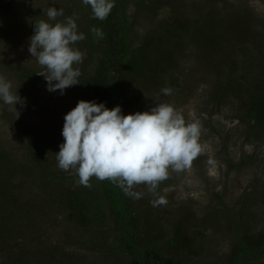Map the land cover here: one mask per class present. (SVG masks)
<instances>
[{"label": "rangeland", "instance_id": "obj_1", "mask_svg": "<svg viewBox=\"0 0 264 264\" xmlns=\"http://www.w3.org/2000/svg\"><path fill=\"white\" fill-rule=\"evenodd\" d=\"M78 1L81 0H0V76L11 83L13 94L25 100L23 107L16 104L17 111L0 100V185L17 204L33 201V216L38 217L33 225L26 227L29 221L20 216L14 221L27 235L45 228L49 242H61L58 248L72 255L73 264L75 260L83 264H118V254L109 257L105 251L84 246L81 240L90 234L75 227L67 210L53 199L55 192L73 179L64 177L60 182L39 173L29 177L16 169L18 163L30 162L28 144L33 137L50 170L63 176L75 173L58 167L56 153L64 142V117L82 100V95L70 87L63 94L60 90L49 91L47 85L26 81L22 73L46 72L28 49L34 23L47 19L49 7L63 9L64 15L57 21L73 16L78 33L86 38L89 12ZM169 1L173 4L158 5L155 14L129 6L130 39L135 46L149 35L164 33L167 22L177 17L193 23L190 32L167 40V51L176 53L167 58L163 78L131 83L140 93L137 104L141 107L130 113L149 111L160 102L172 105L186 123L199 124V143L204 152L193 160L190 169L170 170L168 179L158 186L167 205L153 207L154 197L146 185L134 188L143 193L136 201L150 234L159 228L168 233L182 223L188 234L195 236L198 232L195 247L202 249L198 264H227L239 229L246 225L253 229L264 227V138L248 140L246 135L249 101L257 85H264V0ZM205 20L213 21L215 28L209 33L217 41V54L202 50ZM235 25L241 29L239 32ZM153 44L159 48L157 40ZM73 47L84 54L79 64L82 69L95 64L96 54L84 40ZM165 87L171 89L170 95L162 93ZM210 159L214 163H209ZM39 208L42 215L38 214ZM29 238L28 247L34 248L39 242ZM44 245L43 252L52 249L48 243Z\"/></svg>", "mask_w": 264, "mask_h": 264}, {"label": "trees", "instance_id": "obj_2", "mask_svg": "<svg viewBox=\"0 0 264 264\" xmlns=\"http://www.w3.org/2000/svg\"><path fill=\"white\" fill-rule=\"evenodd\" d=\"M78 2L83 3V0ZM171 2L114 0L115 6L104 20L93 18L91 6L84 4L89 12L84 42L88 49L96 54V62L87 70L75 65L81 72L78 77L80 83L70 88L80 93L82 100L104 103L107 108L119 105L124 115L140 108L141 105L137 104L140 93L131 83L156 82L163 78V73L167 70V58L176 53V50L167 51V40L169 41L171 36L190 32L193 23L177 17L175 21L167 22L169 26L163 28L164 33L149 35L135 46L130 39L132 22L128 9L132 4L137 10L155 14L158 5H172ZM205 21L207 22L202 33V50L217 54V41L214 34L209 33L211 28H215L213 21ZM93 26L101 29L104 33L103 39L94 37L91 32ZM238 28L239 26L235 25L236 32L241 30L239 28L238 31ZM228 29L233 30L232 27H227ZM154 39L157 40L159 48L152 45ZM154 50L158 51L153 55ZM22 76L26 81L47 85L43 75L27 70ZM246 117L250 123L246 134L248 140H257L254 139L255 136L263 139L264 85H257L249 101ZM28 148L31 150L28 153L31 160L29 163H18L16 169L20 173L29 177L39 173L53 180L60 179V182H63L64 177L73 179L69 185H63L57 193L55 192L53 199L67 210L68 217L75 227H81L90 234L81 240L84 246L105 251L109 257L111 254H118L121 258L118 264H123L124 261L126 264H198L197 260L202 253V249L195 247V242L199 239L198 232V237L188 234L187 228L179 223L168 233L159 228L158 232L150 234L140 217L136 199L125 195L116 184L93 177L90 180L91 188L80 185L77 183L79 178L76 173L63 176L64 174L50 170L48 162L41 158L40 147L33 137L29 140ZM32 203L33 201L29 200L25 201V204H17L16 199L8 198V190L0 185V264H73L72 255L58 248V245H62L61 242H49L45 228H39L30 236L24 228L14 224L20 216L29 221V224H25L26 227L33 225L32 222L38 217L33 216L36 209ZM38 214H43L40 208ZM29 237L38 241L41 246H45V242L48 243L52 249L43 252L45 250L39 243L34 248L28 247L31 243ZM236 240L227 264H264V227L253 229L246 225L239 229ZM74 263L83 264L81 260H75Z\"/></svg>", "mask_w": 264, "mask_h": 264}, {"label": "clouds", "instance_id": "obj_3", "mask_svg": "<svg viewBox=\"0 0 264 264\" xmlns=\"http://www.w3.org/2000/svg\"><path fill=\"white\" fill-rule=\"evenodd\" d=\"M90 5L93 18L104 20L115 6L114 0H83ZM63 9L49 7L47 19L34 23L28 51L38 64L46 69L43 75L49 91L64 90L76 85L81 75L79 65L84 54L73 47L85 39L78 33L76 19L58 17ZM54 23H51V22ZM94 37L103 39L101 29L93 26ZM55 82V83H53ZM11 83L0 76V100L16 109L25 100L11 91ZM170 95V88H163ZM64 142L56 153L58 167L74 170L77 183L91 188L90 180H109L120 187L125 195L140 199L143 193L134 191L146 185L154 197L153 207L167 205L158 186L168 179L169 171L190 169L193 160L204 152L199 143L200 127L196 122L186 123L184 117L167 103L160 102L149 111L122 114L119 105L107 108L104 103L80 100L64 117L62 129ZM209 163H214L211 159Z\"/></svg>", "mask_w": 264, "mask_h": 264}]
</instances>
